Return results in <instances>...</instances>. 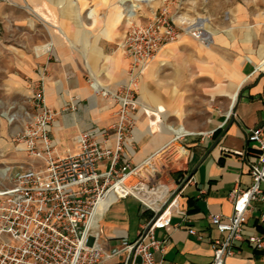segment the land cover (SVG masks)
<instances>
[{
  "label": "crops",
  "instance_id": "obj_1",
  "mask_svg": "<svg viewBox=\"0 0 264 264\" xmlns=\"http://www.w3.org/2000/svg\"><path fill=\"white\" fill-rule=\"evenodd\" d=\"M124 1H27L33 12L43 14L49 32L33 43L37 59L32 76L38 82L43 78L45 101L57 112L51 134L60 153L78 150L75 138L81 130L111 127L118 119V102L99 89L115 92L129 80L130 59L121 46L130 24ZM218 3L217 11L211 9L202 17L208 44L183 33L165 45L144 71L139 106L133 111L134 128L122 151L121 163L133 164L180 127L195 133L214 131L205 139L198 135L186 139L191 150L186 173L192 181L182 192L180 205L191 223L173 215L170 226L156 230L158 239L166 243L157 258L174 264L213 260L211 243L221 234L211 217L231 215L230 192L252 184L250 164L257 146L249 141L248 130L264 125V4L258 0ZM153 11L139 14L150 16ZM177 17L178 23L201 19L189 11ZM231 109L234 115L228 118ZM261 187L264 190V182ZM150 217L130 196L114 202L100 217V225L110 243L133 241ZM191 226L201 238L188 232ZM261 233L264 200H257L248 211L244 237L236 241L237 250L225 264H264V248L257 249L246 239Z\"/></svg>",
  "mask_w": 264,
  "mask_h": 264
},
{
  "label": "built area",
  "instance_id": "obj_2",
  "mask_svg": "<svg viewBox=\"0 0 264 264\" xmlns=\"http://www.w3.org/2000/svg\"><path fill=\"white\" fill-rule=\"evenodd\" d=\"M168 7L153 11L144 23L136 11L127 12L130 24L121 46L130 59L128 83L115 92L99 89L118 102V119L111 127L81 130L75 138L76 152L58 150L51 134L57 112L47 105L43 88L37 92L26 113L24 131L17 138L33 161L20 166L12 174L11 185L0 189V264H174L157 258L166 243L158 239L156 230L170 226L173 215L191 223L180 205V196L192 181L186 173L191 158L186 139L190 135L205 139L214 131L195 133L180 127L139 162L121 163L128 132L134 128L133 111L139 106L137 93L146 68L165 45L183 33L210 42L202 19L178 23ZM233 115L231 109L227 117ZM248 138L257 146L250 164L252 184L230 192L231 215L211 217L221 236L212 240L214 257L209 264H225L236 252L252 202L264 200V125L251 127ZM130 196L151 217L135 240L110 243L100 217L114 202ZM188 232L201 238L192 226ZM246 239L255 248H264V233Z\"/></svg>",
  "mask_w": 264,
  "mask_h": 264
},
{
  "label": "rangeland",
  "instance_id": "obj_3",
  "mask_svg": "<svg viewBox=\"0 0 264 264\" xmlns=\"http://www.w3.org/2000/svg\"><path fill=\"white\" fill-rule=\"evenodd\" d=\"M27 1L0 0V189L11 185L12 174L20 166L33 161L17 138L24 131L26 113L31 111L37 92L40 88L44 91L43 78L38 82L32 76L37 59L33 43L49 32L43 14L33 12ZM258 1L264 4V0ZM124 2L126 15L130 10L149 14L150 9L159 11L168 4L176 19L183 11L193 16L200 14L202 19L211 9L217 11L219 4V0H152L138 1L139 5L134 7V1ZM150 16L138 17L144 23Z\"/></svg>",
  "mask_w": 264,
  "mask_h": 264
},
{
  "label": "bare ground",
  "instance_id": "obj_4",
  "mask_svg": "<svg viewBox=\"0 0 264 264\" xmlns=\"http://www.w3.org/2000/svg\"><path fill=\"white\" fill-rule=\"evenodd\" d=\"M132 1H134L133 6H134V7H137V6L139 5V3H137L138 1H139V2H140V1L150 2V1H152V0H132ZM99 211L101 212V209H100Z\"/></svg>",
  "mask_w": 264,
  "mask_h": 264
}]
</instances>
